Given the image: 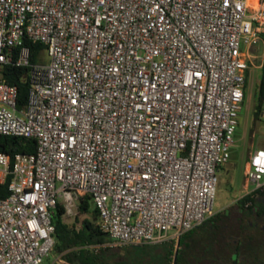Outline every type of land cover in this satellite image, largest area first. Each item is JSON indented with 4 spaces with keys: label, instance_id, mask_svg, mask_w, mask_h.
Masks as SVG:
<instances>
[{
    "label": "built area",
    "instance_id": "obj_1",
    "mask_svg": "<svg viewBox=\"0 0 264 264\" xmlns=\"http://www.w3.org/2000/svg\"><path fill=\"white\" fill-rule=\"evenodd\" d=\"M259 40L264 54V0H0V67L29 81L18 109L0 78V135L36 141L0 152V264H43L57 204L73 218L82 193L113 246L202 224ZM25 41L42 44L35 61ZM244 176L245 192L264 189V147Z\"/></svg>",
    "mask_w": 264,
    "mask_h": 264
},
{
    "label": "trees",
    "instance_id": "obj_2",
    "mask_svg": "<svg viewBox=\"0 0 264 264\" xmlns=\"http://www.w3.org/2000/svg\"><path fill=\"white\" fill-rule=\"evenodd\" d=\"M24 43L30 48L31 60L35 61L43 49L42 44ZM260 68L252 123L260 119L264 104V54ZM0 78L17 87V108L24 107L29 89L28 69L2 65ZM35 150L33 138L0 135V152L11 159L17 153L31 154ZM8 180L0 183V197L8 194ZM63 213L62 204H57L53 216L55 243L52 251L59 258L52 264H128L115 256L118 250L115 251L110 237L99 229L97 210L86 193L80 196L75 222L67 224ZM170 242L163 252L155 254V261L138 264H264V189L240 196L232 206L216 211L202 224L182 234L174 252L173 241ZM132 254L143 259V254Z\"/></svg>",
    "mask_w": 264,
    "mask_h": 264
},
{
    "label": "rangeland",
    "instance_id": "obj_3",
    "mask_svg": "<svg viewBox=\"0 0 264 264\" xmlns=\"http://www.w3.org/2000/svg\"><path fill=\"white\" fill-rule=\"evenodd\" d=\"M251 54L253 55V59L252 64L249 66L245 100L239 115V123L234 133V143L230 148V158L218 172V185L214 201L215 212L232 206L240 196L247 193L244 189V173L247 168L249 155L254 149L264 147V122L259 119L252 123V111L255 104L257 84L261 73L259 65L262 63L263 59L262 40H259L257 44L252 47ZM43 55L44 51L41 57H43ZM44 58V61L48 60L46 55ZM75 217L76 216L69 219L64 218V221L70 225L75 222ZM168 242H170V240H167L166 243L161 242L157 244L126 247L114 246L113 248H115V251L118 250L117 255H115L118 259L124 260L128 264H138L155 261L157 258L156 255H158L159 252H163V250L168 247ZM176 244L177 242L173 241V252L174 248L177 247ZM131 252L143 254V259L139 260L135 258ZM58 258L59 256L52 251L44 260L43 264H52L54 261H57Z\"/></svg>",
    "mask_w": 264,
    "mask_h": 264
},
{
    "label": "flooded vegetation",
    "instance_id": "obj_4",
    "mask_svg": "<svg viewBox=\"0 0 264 264\" xmlns=\"http://www.w3.org/2000/svg\"><path fill=\"white\" fill-rule=\"evenodd\" d=\"M214 213H215V212H214ZM214 213H213V214H214Z\"/></svg>",
    "mask_w": 264,
    "mask_h": 264
}]
</instances>
